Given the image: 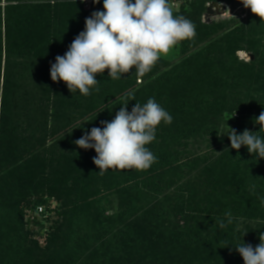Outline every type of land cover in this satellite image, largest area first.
I'll list each match as a JSON object with an SVG mask.
<instances>
[{"label": "trees", "instance_id": "16d2710c", "mask_svg": "<svg viewBox=\"0 0 264 264\" xmlns=\"http://www.w3.org/2000/svg\"><path fill=\"white\" fill-rule=\"evenodd\" d=\"M177 1L173 14L196 26L178 61L160 58L142 77L105 70L85 96L53 82L50 67L103 3L0 0V264H244L234 248L260 243L264 159L231 149L227 135L264 139L254 123L264 111V22L204 20L209 3L240 0ZM240 50L254 59L239 60ZM149 98L173 118L146 145L156 161L101 175L95 150L74 141Z\"/></svg>", "mask_w": 264, "mask_h": 264}, {"label": "clouds", "instance_id": "9594fccd", "mask_svg": "<svg viewBox=\"0 0 264 264\" xmlns=\"http://www.w3.org/2000/svg\"><path fill=\"white\" fill-rule=\"evenodd\" d=\"M99 2L93 0L94 4ZM240 2L264 22V0ZM103 9L85 18L84 31L51 64V80L63 81L71 93L78 89L80 94L89 95V90L98 83L96 76L105 70L113 80L121 79L133 68L142 77L162 55L196 35L192 21L173 14L170 0H103ZM172 119L155 99L149 98L143 106L135 103L130 112L127 104L121 106L113 120L101 121L102 128L93 127L74 143L81 149L95 150L97 155L92 162L101 175L109 169L146 170L157 159L146 145L154 141L160 123L171 124ZM254 123L261 126L259 132H264V111ZM229 129L231 149L238 152L241 146H246L250 154L264 159V139L256 132L245 129L238 135L235 129ZM226 215L230 217L231 213ZM224 226L221 221L220 227ZM259 240L255 247L243 242L234 248L244 264H264V233Z\"/></svg>", "mask_w": 264, "mask_h": 264}, {"label": "rangeland", "instance_id": "374dc122", "mask_svg": "<svg viewBox=\"0 0 264 264\" xmlns=\"http://www.w3.org/2000/svg\"><path fill=\"white\" fill-rule=\"evenodd\" d=\"M172 1H175V0H172ZM172 1L170 0V2H172ZM176 2L178 4L175 5V6H173V10H178L180 8V6H181V2H178L177 0H176ZM217 3L220 4V5H222V4L224 5L225 4V2H220V1L217 2ZM234 4L235 3L234 2H231V1H229V2L226 3V5H225L226 6V9H225L226 10V14L228 16L235 15V16H237L236 18L238 20H240L242 23H247L248 22V19L250 18V16L251 15H254V14L251 12L250 9H246L243 6V4L242 5H237V6H234ZM84 9L86 11H91L92 10V8L87 9L85 7H84ZM218 12H220V15L219 16H221V17L225 16L224 15L225 13H222L221 8H219ZM180 51H181V42L178 43L167 55H162L160 58H164L166 60H169L171 62H175L176 63L178 61V59H179ZM236 55L239 58V60H242V61H245V62H250L251 60L254 59L253 53L248 52L246 50H240V51H238L236 53ZM138 83L139 84L141 83V80L140 79H138ZM235 118H236V115L233 116V119H235ZM56 206H57V204H54L53 205V208L56 207ZM107 211H108L109 214L112 213L110 207H109V209H107ZM49 235H50V230L45 229V230H42V234H38L36 236V238L41 243L46 244Z\"/></svg>", "mask_w": 264, "mask_h": 264}, {"label": "water", "instance_id": "95a60500", "mask_svg": "<svg viewBox=\"0 0 264 264\" xmlns=\"http://www.w3.org/2000/svg\"><path fill=\"white\" fill-rule=\"evenodd\" d=\"M219 8H221L222 10V13H225L226 12V6L225 4L223 5H220L218 4L217 2H211L209 5H208V8H207V11L206 13L204 14V20L206 22H210L212 19V16H214L216 13L220 14V12H218Z\"/></svg>", "mask_w": 264, "mask_h": 264}, {"label": "built area", "instance_id": "2783aa9c", "mask_svg": "<svg viewBox=\"0 0 264 264\" xmlns=\"http://www.w3.org/2000/svg\"><path fill=\"white\" fill-rule=\"evenodd\" d=\"M79 1L82 2V0H79ZM100 2L103 3V0H100ZM82 3L84 4V7L87 8V9H90V8L92 7V5L94 4V3H93V0H83ZM171 4H172L173 6H175V5H177L178 3H177L176 1H172ZM225 5H226V4H225ZM219 15H220V14L216 13L214 16H212L211 19H214V18H223V17H230V16H228V15L226 14V12H225V14H224L225 16H223V17H221V16H219ZM43 211H44L43 208H39V214H41Z\"/></svg>", "mask_w": 264, "mask_h": 264}]
</instances>
